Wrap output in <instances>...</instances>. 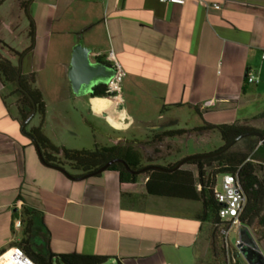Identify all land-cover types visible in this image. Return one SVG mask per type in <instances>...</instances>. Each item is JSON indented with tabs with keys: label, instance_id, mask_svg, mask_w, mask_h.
I'll return each instance as SVG.
<instances>
[{
	"label": "crops",
	"instance_id": "obj_1",
	"mask_svg": "<svg viewBox=\"0 0 264 264\" xmlns=\"http://www.w3.org/2000/svg\"><path fill=\"white\" fill-rule=\"evenodd\" d=\"M203 1L220 10L200 0H3L0 59L34 75L46 105L43 133L56 147L76 150L81 139L131 146L143 165L164 168L221 149L220 133L209 128L264 132V0ZM78 45L92 64L113 68V54L125 73L120 97L93 96L108 83L73 92L68 74ZM248 73L260 83L247 84ZM15 94L0 79V251L24 238L25 226L14 224L27 212L32 244L54 255L199 264L208 248L202 202L150 195L148 175L121 184L115 171L80 180L44 165L21 131ZM39 123L36 116L28 130ZM194 168L181 169L196 175Z\"/></svg>",
	"mask_w": 264,
	"mask_h": 264
},
{
	"label": "trees",
	"instance_id": "obj_2",
	"mask_svg": "<svg viewBox=\"0 0 264 264\" xmlns=\"http://www.w3.org/2000/svg\"><path fill=\"white\" fill-rule=\"evenodd\" d=\"M33 36L34 27L31 25ZM20 69L12 65L6 59H0V79L4 85H13L15 93L19 94V112L21 122L23 123L33 111V103L36 106V116L40 118L38 127H32L28 130V124L24 133L34 139L38 146V152L41 162L50 167H56L67 172L69 168L78 172L77 177L90 175L107 163L113 160H120L126 164L132 171H139L147 166L143 165L141 153L131 146L120 147H102L96 146L95 150H69L66 148L56 147L43 133V124L46 117V105L41 92L34 88L35 77L31 75L26 78L20 75L21 90L16 85ZM27 93L29 96H27ZM93 96L108 97L106 87L98 88L94 91ZM30 97V98H29ZM35 116V117H36ZM260 116L259 118H263ZM224 146L249 132L263 131L253 129L245 125H224L217 128ZM166 135H181V132L169 133ZM243 145V151L233 152V148ZM260 145L257 137H246L238 142L232 149L225 154L206 160H192L186 165L196 167V175L187 170L179 169L173 173H163L159 171H148L142 175H148L146 183L148 194L153 196L170 197L183 200L202 202L208 216L209 223L218 229L220 220L218 216L219 206L215 202L213 188L216 183V177L221 174H237L243 191L246 195V208L241 218L244 226L251 227L255 221L264 228V173L262 177L258 176L259 171H264V149ZM223 146V147H224ZM222 147V148H223ZM221 148V149H222ZM220 150V149H219ZM218 151V150H217ZM216 152V151H215ZM38 155V156H39ZM62 158H59V157ZM217 168L212 169L214 164ZM124 164L116 163L109 167L107 171H115L119 174L121 184H136L140 175L130 174ZM177 164L168 165L164 168H173ZM201 186L198 191L197 186ZM21 224L25 226L24 238L10 246L19 248L26 253L36 264H106L108 258L102 256H82V255H54L50 252L37 249L32 244L33 220L27 212L22 214ZM212 249L214 257L217 258L216 237H212ZM7 250L0 251V257ZM116 264H121L117 262ZM239 264V262H238Z\"/></svg>",
	"mask_w": 264,
	"mask_h": 264
},
{
	"label": "built area",
	"instance_id": "obj_3",
	"mask_svg": "<svg viewBox=\"0 0 264 264\" xmlns=\"http://www.w3.org/2000/svg\"><path fill=\"white\" fill-rule=\"evenodd\" d=\"M3 0H0V2ZM187 0H160L163 4H171L174 6H184ZM200 4L206 9L220 10V6L213 4L209 5L205 1L200 0ZM264 60V53L262 55ZM109 62L112 64L115 70V75L108 82L106 89L108 98H117L122 93V83L125 77V73L122 70L119 63L114 58L113 54L108 57ZM246 82L249 85H257L260 83L257 75L248 73L246 76ZM198 191H201V186H197ZM215 202L219 206L218 216L220 225L218 230L223 238V249L227 264H238L240 257L243 256V249L246 246L241 238V230L244 225L241 222V218L246 208V195L240 184L237 174H221L216 177V183L213 188ZM16 227L21 226V221H17L14 224ZM233 229H236L237 237L234 244L229 239V236ZM13 252L11 257L14 264H36L26 253L19 248H11L7 250L0 258L6 254Z\"/></svg>",
	"mask_w": 264,
	"mask_h": 264
},
{
	"label": "water",
	"instance_id": "obj_4",
	"mask_svg": "<svg viewBox=\"0 0 264 264\" xmlns=\"http://www.w3.org/2000/svg\"><path fill=\"white\" fill-rule=\"evenodd\" d=\"M89 50L82 47L81 45H78L75 47L73 56H72V62H71V67L69 69V74L68 78L71 82V86L73 89V92L77 95L84 94L86 92H93V89L96 86L100 85H105L108 83L111 78L115 75V70L112 67H108L107 65L103 64H92L89 60ZM20 75L17 77L16 85L18 89L21 90L20 86ZM27 96H29L27 93H25ZM30 98V97H29ZM33 111L31 115L21 124V131L24 133L25 127L32 122V120L36 116V106L33 103ZM25 134V133H24ZM28 138L33 142L34 146L36 147V150L38 152V146L34 139L30 137L29 135ZM257 137L260 140V145L264 149V134L259 133V132H249L246 134H243L230 142L229 144L225 145L222 149L210 153V154H205V155H198V156H190L185 159H183L181 162H179L175 167L173 168H163L160 166H147L139 171H132L126 164H124L120 160H113L109 163H107L105 166L97 170L96 172L87 175L85 177L80 178V180L88 179L91 177L98 176L104 172H106L110 166L116 164V163H121L124 164L126 170L130 174H135V175H142L148 171H159L163 173H173L182 167H184L189 161L192 160H206L210 158H215L218 156H221L228 152L230 149H232L238 142H240L242 139L246 137ZM39 155V153H38ZM39 158L41 160V157L39 155ZM59 169V168H58ZM63 171L65 174L66 172L62 169H59ZM241 238L246 244V246L243 249V256L245 260L249 264H262L264 261V257L262 255V252H260L258 249V246L256 245L254 239L252 238L251 234L248 231V228L244 227L241 230ZM261 261V262H260Z\"/></svg>",
	"mask_w": 264,
	"mask_h": 264
},
{
	"label": "rangeland",
	"instance_id": "obj_5",
	"mask_svg": "<svg viewBox=\"0 0 264 264\" xmlns=\"http://www.w3.org/2000/svg\"><path fill=\"white\" fill-rule=\"evenodd\" d=\"M26 78H28V77H26ZM12 87H13V89L15 88L13 85H12ZM15 95H16V98H15L14 102H16V108L19 109L18 104H19L21 97L19 94H15ZM90 119L94 120L92 118H90ZM39 122H40V118H39ZM95 122L97 124H102L101 121H95ZM262 129L264 130V126L262 127ZM215 141H218V140H215ZM218 144H219L218 149L224 145V143H222L221 141H219ZM72 145H74L76 147V150H78V151H80V150L93 151L96 148V146L94 145V142L91 140H82L81 139L80 141L78 140L77 142L72 143ZM232 150H233V152L243 151V145L242 144L240 145V143H239ZM59 158H62V157L60 156ZM217 166L218 165L215 163L213 165L212 169H209V171L214 170L215 168H217ZM263 168H264V166H263ZM68 170L71 171L72 173L75 172V171L70 170L69 168H68ZM194 170H195V172H197L196 168H194ZM263 173H264V171L263 172L259 171L258 176L262 177ZM263 215H264V213H263ZM245 227L248 228L249 233L251 234L252 238L254 239L256 245L259 248L258 250L260 252H262V255L264 257V228L259 224L258 221H255L251 227L244 226V229H245ZM207 228H208V246H207L208 248L205 251L203 250V251L199 252V254H200L199 264H227V260H226L224 249H223V238L220 235L219 230L215 229L210 223L205 224L204 229H207ZM213 235L216 237V248H217L216 252L218 254L217 258L214 257V253H213V249H212V237H213ZM236 237H237L236 229H233L230 236H229V239L232 242V244H234ZM238 262H239V264H249L245 260L244 257H242V258L240 257ZM262 264H264V261Z\"/></svg>",
	"mask_w": 264,
	"mask_h": 264
},
{
	"label": "bare ground",
	"instance_id": "obj_6",
	"mask_svg": "<svg viewBox=\"0 0 264 264\" xmlns=\"http://www.w3.org/2000/svg\"><path fill=\"white\" fill-rule=\"evenodd\" d=\"M12 255L13 252H10L6 254L4 257L0 258V264H14L11 259Z\"/></svg>",
	"mask_w": 264,
	"mask_h": 264
}]
</instances>
